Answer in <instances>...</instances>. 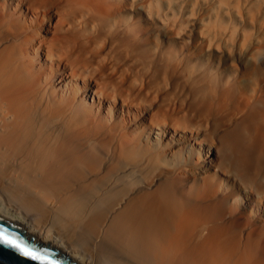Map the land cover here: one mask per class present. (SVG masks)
Returning a JSON list of instances; mask_svg holds the SVG:
<instances>
[{
	"label": "bare ground",
	"instance_id": "6f19581e",
	"mask_svg": "<svg viewBox=\"0 0 264 264\" xmlns=\"http://www.w3.org/2000/svg\"><path fill=\"white\" fill-rule=\"evenodd\" d=\"M164 6L0 0V216L75 264H264V88Z\"/></svg>",
	"mask_w": 264,
	"mask_h": 264
},
{
	"label": "rangeland",
	"instance_id": "374dc122",
	"mask_svg": "<svg viewBox=\"0 0 264 264\" xmlns=\"http://www.w3.org/2000/svg\"><path fill=\"white\" fill-rule=\"evenodd\" d=\"M160 1H161V5H163V6H164V3H166V5L164 7H168V5H174V7L176 6L175 8L178 9L179 12L181 11L180 15L178 16L179 21H183V20L189 21L187 23H188V25L189 24L190 25L188 26V31H186V32H188V35H186L187 33L182 32V34H180L179 36H184V38L186 37L185 38L186 40L190 39V38L194 39L196 41V43H199L198 41H200L199 45H197V46H201V43L206 42L208 39H211V40H214V41H217L220 43V47H207V50L204 49L203 54H205L206 59L215 62V65H217L221 70L223 69V71L232 72L234 74H239L240 77H242L244 75L242 77L244 79L241 78L243 80V82L246 83L248 81L247 84H251L250 82H252V84H253L254 80H256L255 83L259 82L264 88V0H212V1L211 0H205V1L204 0H199V1L198 0H193V1L192 0H186V1L185 0H178L180 4L178 3L177 0H175V2H174V0H168V1L167 0H160ZM170 1H173L175 4L170 2ZM208 1H209V3L210 2L211 3L209 4ZM213 1H214V3H213ZM217 1L219 4L217 3ZM176 2L178 5L176 4ZM192 2H193V4H192ZM202 2L205 4V6H207L206 8L204 5H202L203 4ZM154 3L155 4L153 5V7H155V5L157 7V2H154ZM187 3H189V4L187 5ZM194 3H198V5L194 4ZM233 4L235 5V7ZM220 5H221V7H219ZM192 6H194V7H192ZM215 6H216V8H215ZM179 7H180V9H179ZM189 7L191 10H189ZM218 7H219V9L217 10ZM224 8H226V9H224ZM237 8L239 11L237 10ZM184 9H186V10H184ZM207 9H211V12H210V10L207 11ZM227 9H229V12ZM231 9H232V11H231ZM198 10L200 11V14L198 13L199 12ZM193 11L196 14L195 16H192V15H194ZM222 11L225 12L223 14H225V15L228 14V15H226V16L223 15ZM212 12H214V13H212ZM218 12H220V14H222L223 16L218 14ZM234 12H235V14H234ZM230 13H232V14H230ZM184 14H185V16H184ZM198 14H199V16H198ZM196 16L198 18H196ZM201 17H202V20H201ZM207 17H209V18H207ZM199 21H200V23H199ZM208 21H210V22H208ZM208 23H209V25H207ZM151 26L155 28L154 24H151ZM213 26L215 29L213 28ZM201 28L203 29V31ZM216 28H218L219 30L217 31ZM196 30H200V31L199 32L197 31L198 32L197 33ZM201 31H202V33H201ZM206 31L208 32L207 34L204 33ZM164 32H162L163 36H165L167 38H168V36L173 37V34L168 35ZM235 32H237V33H235ZM213 33H214V35H213ZM233 33H234V35H233ZM204 35H206V36H204ZM238 35H239V37H238ZM196 37H197V39H195ZM203 38L204 39L207 38V39L204 40ZM215 38H216V40H215ZM219 38H220V40H219ZM236 39L238 41H236ZM244 42H245V45H244ZM228 43H230V44H228ZM258 44H260V45H258ZM229 46H230V48H229ZM255 46H258V47H255ZM217 48L220 50H218ZM210 51H212L214 53V55L212 52L206 53V52H210ZM215 51H216V54H215ZM219 53H221V54H219ZM218 54H219V56H218ZM207 55H209V56H207ZM215 55H217L219 57V59ZM223 56H224V58H223ZM220 58H222V59H220ZM233 59H235V60H233ZM218 63H220V64L218 65ZM228 64L230 65V67L228 66ZM242 64L244 65V67ZM255 66H256V68H255ZM223 67H226L225 68L226 70ZM233 67L234 68L236 67V68L234 69ZM254 68L256 70H254ZM232 69H234V70H232ZM249 72H254L251 74L253 76V78L250 76ZM247 75H248V77H250V79H249L250 81L246 80V79H248ZM251 80H253V81H251ZM70 261H72V260L70 259Z\"/></svg>",
	"mask_w": 264,
	"mask_h": 264
},
{
	"label": "water",
	"instance_id": "95a60500",
	"mask_svg": "<svg viewBox=\"0 0 264 264\" xmlns=\"http://www.w3.org/2000/svg\"><path fill=\"white\" fill-rule=\"evenodd\" d=\"M0 233L10 240L16 241V245L0 241V264H75L64 255L58 254L55 248L37 242L36 239L25 233L23 229L9 222L0 216ZM22 248L44 257L43 260H36L27 256Z\"/></svg>",
	"mask_w": 264,
	"mask_h": 264
},
{
	"label": "snow or ice",
	"instance_id": "6c2138e0",
	"mask_svg": "<svg viewBox=\"0 0 264 264\" xmlns=\"http://www.w3.org/2000/svg\"><path fill=\"white\" fill-rule=\"evenodd\" d=\"M0 241H4L9 244L16 245V241L8 239L6 236H4L2 233H0ZM17 247H22L20 245H16ZM22 251L25 255L35 258L36 260H43L44 257H41L39 255H36L34 252L28 250L27 248H22Z\"/></svg>",
	"mask_w": 264,
	"mask_h": 264
}]
</instances>
